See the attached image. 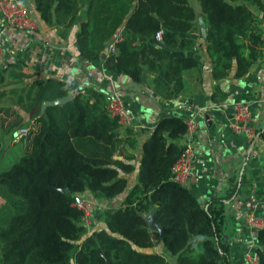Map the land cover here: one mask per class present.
<instances>
[{
  "label": "trees",
  "instance_id": "obj_1",
  "mask_svg": "<svg viewBox=\"0 0 264 264\" xmlns=\"http://www.w3.org/2000/svg\"><path fill=\"white\" fill-rule=\"evenodd\" d=\"M198 1L213 79L228 76L233 63L234 76H243L262 54L259 14L264 0ZM33 3L45 24L65 27L73 24L80 9L79 0ZM122 6V11L116 7L122 17L115 25L125 17L122 39L115 42L117 55L105 59V68L138 83L151 72L154 90L167 95L156 75L157 62H164L163 80L180 93L183 73L197 68L198 62L192 56L171 57L165 50L193 48L196 40L164 29L160 43L154 34L163 23L183 33L198 32L193 6L188 0H128ZM88 26V21L81 22L75 45L80 57L93 60L98 54L87 46ZM22 63H1L0 98L6 93L5 78L27 77L20 72ZM81 91L78 84L57 78L35 79L12 90L15 102L31 113L29 118L39 122L40 129L32 137L31 151L0 171V264H170L166 257L175 264H232L224 238V200L242 193L244 175L229 195L212 196L201 205L186 186L171 179V167L184 150L186 126L181 117L165 116L142 142L136 181L127 191L125 174L134 170V155H115L123 143L135 144L132 131L127 127L121 132L117 120L107 115L102 91ZM69 94L71 99L41 112L43 101ZM257 134L264 142V128ZM86 192L96 200L125 195L116 208L93 207L87 229L80 222L81 211L71 206L76 193ZM153 207L161 236L148 231L145 215ZM157 242L164 254L142 251ZM255 252L257 264H264V226L256 233Z\"/></svg>",
  "mask_w": 264,
  "mask_h": 264
},
{
  "label": "crops",
  "instance_id": "obj_2",
  "mask_svg": "<svg viewBox=\"0 0 264 264\" xmlns=\"http://www.w3.org/2000/svg\"><path fill=\"white\" fill-rule=\"evenodd\" d=\"M125 1L128 0H79L80 9L73 24L65 27L61 24H45L35 10L33 0H25L30 15L38 24L34 33L6 27L0 17L2 66L20 60L24 64L20 72L27 75L20 80L5 78L2 89L6 93L0 98V115L14 114L18 119L20 115L23 121H30L28 131L31 130L32 134L28 139L31 144L29 149L20 145L22 155L31 151L32 137L39 131L40 123L30 119L31 113L24 111L15 102L13 89L25 88L35 79L57 78L78 84L82 88L81 92H84V88L100 90L107 98L110 93L115 92L124 100L133 115L130 136L136 142L132 146L123 143L115 155L117 159H122L127 154L134 155L131 160L134 170L125 174L128 179L127 191L137 177L141 144L158 120L165 116H178L182 119L195 117L199 122L193 141L195 168L185 186L204 205L212 196L229 195L241 175H244L247 184L242 187V193L224 200V238L231 247V263L246 264V253L254 237L246 224V215L253 211L264 217V142L258 138L248 153L250 141L231 132L226 123L232 114V104L247 102L252 112L251 125L256 130L264 128V12L259 14L263 40L261 56L243 76H234L233 63L230 74L220 80L212 77L211 61L205 52L200 29L198 32L183 33L163 23L162 29L174 31L178 38L196 40L193 48H170L165 53L171 57L192 56L198 62L197 68L183 73L185 85L180 93H175L172 86L163 80L164 62H157L156 75L163 81L169 93L165 95L154 90V74L151 72L138 83L105 68L104 61L108 55L106 52L105 58H101L103 50L109 44H115L122 39L125 17L115 27L122 17L116 7L122 11ZM188 1L198 20V17H202L199 1ZM83 21L89 23L87 46L97 52V59L87 60L77 53L76 32ZM124 195L125 193L111 200H96L89 192L85 193L94 203L98 201L102 208L118 207ZM154 209L155 207L153 211ZM142 251L164 254L165 250L163 244L157 242L153 247ZM166 259L170 264H175L173 258Z\"/></svg>",
  "mask_w": 264,
  "mask_h": 264
},
{
  "label": "built area",
  "instance_id": "obj_3",
  "mask_svg": "<svg viewBox=\"0 0 264 264\" xmlns=\"http://www.w3.org/2000/svg\"><path fill=\"white\" fill-rule=\"evenodd\" d=\"M0 17L3 19L6 27L17 31H27L34 33L38 29L37 21L30 15L29 9L23 0H0ZM154 38L156 41L163 42V29L159 28ZM118 51L114 43L107 47V55H117ZM2 63V44L0 32V68ZM105 110L110 118L116 119L120 131L131 127L133 124V115L130 108L124 100L115 92L110 93L107 98ZM252 112L247 102H235L232 104V114L228 118L227 128L238 135L244 136L248 141H252L257 134V130L251 125ZM185 132L181 138L184 144V150L173 163L171 167L172 181L185 186L191 178L195 165V154L193 149V141L199 127V122L195 117L184 119ZM28 126L20 127L12 133L11 141L24 145L27 137ZM78 197L81 198L78 200ZM71 206L80 210L82 215L80 222L87 229L91 227V211L93 207L102 208L99 202L92 201L88 196L82 193H76ZM246 224L253 234V241L249 243V250L246 253V264H257L258 256L255 252L256 233L264 226V217L249 211L246 215Z\"/></svg>",
  "mask_w": 264,
  "mask_h": 264
},
{
  "label": "rangeland",
  "instance_id": "obj_4",
  "mask_svg": "<svg viewBox=\"0 0 264 264\" xmlns=\"http://www.w3.org/2000/svg\"><path fill=\"white\" fill-rule=\"evenodd\" d=\"M25 1V0H24ZM14 111V110H11ZM30 121L19 120L14 114L3 113L0 115V139L2 141V150L0 152V171L5 170L15 162L21 155V146L19 143L11 141L12 133L20 127H27ZM27 137H30L27 135ZM30 139L26 140V149H28ZM136 181V179H135ZM4 200L0 198V206Z\"/></svg>",
  "mask_w": 264,
  "mask_h": 264
},
{
  "label": "water",
  "instance_id": "obj_5",
  "mask_svg": "<svg viewBox=\"0 0 264 264\" xmlns=\"http://www.w3.org/2000/svg\"><path fill=\"white\" fill-rule=\"evenodd\" d=\"M198 23H199V27H200V34L203 40L206 39V26H205V22L203 20V18L200 16L198 17ZM106 52H107V48H105L103 50V53L101 55V58H105L106 56ZM71 99V95H67L64 97H60V98H56L54 100H45L41 103V112L45 109L46 106L48 105H54V104H60V103H64L67 100ZM259 138V134H256L254 139L250 142V146L248 148V153L251 152L256 140ZM240 181V178H239ZM81 199L78 197V200ZM205 208H207V206L205 205ZM145 219L148 223V231L150 233H158L160 236L162 235V230L160 225L157 223L155 216H154V211L151 210L149 211L146 215H145ZM106 264H109L108 261H106Z\"/></svg>",
  "mask_w": 264,
  "mask_h": 264
},
{
  "label": "bare ground",
  "instance_id": "obj_6",
  "mask_svg": "<svg viewBox=\"0 0 264 264\" xmlns=\"http://www.w3.org/2000/svg\"><path fill=\"white\" fill-rule=\"evenodd\" d=\"M30 130L27 132V135H29Z\"/></svg>",
  "mask_w": 264,
  "mask_h": 264
}]
</instances>
